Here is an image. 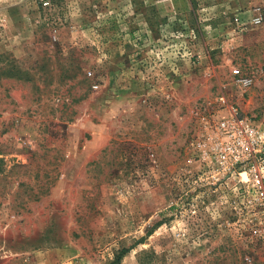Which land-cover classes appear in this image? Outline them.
Segmentation results:
<instances>
[{
	"label": "rangeland",
	"instance_id": "obj_1",
	"mask_svg": "<svg viewBox=\"0 0 264 264\" xmlns=\"http://www.w3.org/2000/svg\"><path fill=\"white\" fill-rule=\"evenodd\" d=\"M220 97L264 122V0H0V264H264L184 180Z\"/></svg>",
	"mask_w": 264,
	"mask_h": 264
},
{
	"label": "built area",
	"instance_id": "obj_2",
	"mask_svg": "<svg viewBox=\"0 0 264 264\" xmlns=\"http://www.w3.org/2000/svg\"><path fill=\"white\" fill-rule=\"evenodd\" d=\"M250 23L260 25V14ZM231 76L242 89L252 84L239 69L233 68ZM218 102L222 110L197 117L184 180L192 191L228 206L235 217L264 225V122L238 115L225 106L223 97Z\"/></svg>",
	"mask_w": 264,
	"mask_h": 264
},
{
	"label": "trees",
	"instance_id": "obj_3",
	"mask_svg": "<svg viewBox=\"0 0 264 264\" xmlns=\"http://www.w3.org/2000/svg\"><path fill=\"white\" fill-rule=\"evenodd\" d=\"M124 252H126V250H123L120 254H119V256H118V258H117V260H119L120 259V257L124 254Z\"/></svg>",
	"mask_w": 264,
	"mask_h": 264
}]
</instances>
